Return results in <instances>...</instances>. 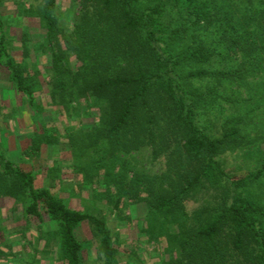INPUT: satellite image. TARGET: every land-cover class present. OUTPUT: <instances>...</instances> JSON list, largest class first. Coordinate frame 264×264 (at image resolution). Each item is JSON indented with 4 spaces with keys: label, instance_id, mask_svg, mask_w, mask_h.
Masks as SVG:
<instances>
[{
    "label": "trees",
    "instance_id": "trees-1",
    "mask_svg": "<svg viewBox=\"0 0 264 264\" xmlns=\"http://www.w3.org/2000/svg\"><path fill=\"white\" fill-rule=\"evenodd\" d=\"M55 4L46 0L40 12L53 100L67 109L72 98L84 97L89 110L102 109L93 128L71 137L79 143L78 156L87 155L76 173L93 181L100 173L106 179L103 194L115 195V206L127 197L145 202L153 219L186 218L184 202L203 187L218 190L219 202L206 216L197 214L175 239L176 259L165 264H264V207L244 193L264 175V158L242 176L229 173L218 157L226 145L243 141L242 117H223L216 135L202 120L208 102L220 96L205 84L232 85L250 71L233 66L239 55H264V0H80L69 33L57 26ZM67 51L79 62L74 71L65 64ZM0 67L33 105V85L7 50L1 20ZM54 138L40 133L28 150L37 154ZM142 147L149 148L152 160L162 157L165 170L134 174L136 188L129 194L118 154ZM35 180L32 171L0 150V196L20 197L23 216L37 226L46 225L44 219L52 224L51 231L39 232L42 259L56 243L53 264H82L76 229L88 224L98 237V260L114 264L117 251L105 219L71 207L49 187H36Z\"/></svg>",
    "mask_w": 264,
    "mask_h": 264
},
{
    "label": "rangeland",
    "instance_id": "rangeland-1",
    "mask_svg": "<svg viewBox=\"0 0 264 264\" xmlns=\"http://www.w3.org/2000/svg\"><path fill=\"white\" fill-rule=\"evenodd\" d=\"M45 1L0 0V20L7 50L20 62L35 92L34 104L29 105L0 67V150L5 157L34 173L36 187H49L71 207L104 218L117 251L114 264L173 262L178 253L175 239L191 226L197 214L200 218L206 216L205 212L219 202L221 194L203 187L184 202L186 218L178 215L175 221L162 217L153 219V216L147 217L145 202L127 197L115 206L116 196L103 194L106 179L100 173L95 182L76 173L77 166L87 163V155L78 156L79 143L75 146L71 137H79L78 130L93 128L102 109L89 110L84 97L72 98L67 109L62 103L54 102L50 48L40 16ZM154 1L168 0H142L143 4ZM80 8V0H56L53 15L60 31L70 32ZM62 47L61 51L65 52ZM239 56L232 62L233 66L247 67L250 71L232 85L226 82L205 84L218 90L220 96L214 103L208 102L202 120L204 127L216 135L223 117H242L243 141L238 146L226 145L218 157L229 173L242 176L255 170L264 158V55H256L255 59L252 55L248 59ZM64 60L71 71L79 66L69 51ZM40 133H54L52 145L43 143L40 152L30 153V140ZM118 156L117 162L128 176L126 191L129 194L136 188L131 183L134 174H161L165 170L163 158L152 160L148 147ZM104 158V162L111 163L106 156ZM244 193L264 207V175ZM22 204L18 196H0V264H53L56 243L51 245L50 255L42 259L43 240H39V232L51 231L52 224L44 219L46 225L39 227L36 222L26 220ZM76 235L82 245V264H101L97 258L98 237L92 228L83 224L76 229Z\"/></svg>",
    "mask_w": 264,
    "mask_h": 264
}]
</instances>
